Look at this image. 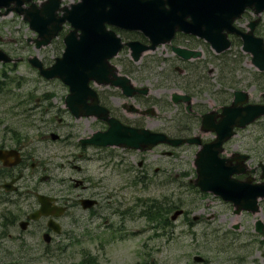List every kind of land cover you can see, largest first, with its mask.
<instances>
[{
	"label": "flooded vegetation",
	"instance_id": "af4514ba",
	"mask_svg": "<svg viewBox=\"0 0 264 264\" xmlns=\"http://www.w3.org/2000/svg\"><path fill=\"white\" fill-rule=\"evenodd\" d=\"M5 9L0 7V13ZM9 14L0 16V26ZM260 23L255 26L258 35ZM67 26L58 36L61 54ZM137 33L138 39L148 43ZM231 39L233 46L220 54L202 38L184 32H178L170 43L164 44L170 54L157 56L147 51L139 60L130 57L121 61L119 53L111 62L119 67V75L130 78V95L124 93L129 86L105 82L115 80L114 70L103 78L89 77L82 84L81 105H85V111L107 108L122 124L183 139L180 145L163 142L141 149L85 143L84 139L106 131L108 120L96 112L77 117L66 110L75 119L91 118L92 126L89 133L79 137L74 132L61 134L63 118L55 115L58 124L49 136L57 144L54 161L70 171L68 178H56L52 174L42 175L39 168L46 166L35 159L25 138L0 140V151L7 152L4 158L0 157V264H38L42 260L56 264L58 252L72 248L77 236L130 234L131 225L140 218L148 220L147 230L152 234L164 236L176 231L180 236H191L186 245L192 251L184 255L183 264H264V220L255 218L253 228H244L241 222L231 223L229 211L232 208L235 216H255L263 212L264 199L260 198L255 211L239 208L234 201L201 189L214 183L264 182V152L257 148L255 153L237 139L249 126L233 128L234 134L220 146L217 142L223 120L220 113L233 103L236 91L247 90L235 86L232 75L222 76V68L205 69L210 62L230 63L232 58L239 57V50L233 51L240 37L231 35ZM174 47L200 54L185 58ZM148 56L151 58L141 66L135 65ZM158 61L168 67L157 71L153 66ZM166 71L178 74L168 77ZM258 75L264 83V71ZM156 76L164 79L163 84L154 83ZM152 83L168 89L169 94L163 98L154 93ZM172 83L178 86L173 88ZM65 86L66 99L71 87ZM263 93L259 101L253 102L264 103ZM174 97H178L176 101ZM208 113L212 115L206 117ZM155 188L161 189V196H145L146 189ZM40 194L46 196L48 208L36 214L43 207ZM214 202L221 206L217 213L212 212ZM58 206H65V210L60 211ZM176 211L179 214L172 219ZM100 242L103 245L105 241ZM205 250L212 256L205 255Z\"/></svg>",
	"mask_w": 264,
	"mask_h": 264
},
{
	"label": "water",
	"instance_id": "95a60500",
	"mask_svg": "<svg viewBox=\"0 0 264 264\" xmlns=\"http://www.w3.org/2000/svg\"><path fill=\"white\" fill-rule=\"evenodd\" d=\"M12 1L14 0H0V7H7L3 14H8L12 10L24 14L30 27L38 32L35 39L37 48L51 43L63 23L71 22L73 29L65 36L66 49L62 57H58L49 67H45L37 55L31 57L29 61L43 76L59 77L70 84L71 94L67 96L66 101L77 117L93 113L84 111L83 105L80 104L82 84H85L89 77L103 78L107 76L108 71L117 69L108 60L125 43L116 31L107 29V24L127 30H140L150 38L151 45H145L137 40L126 42L131 47L135 60H138L145 50L154 49L157 44L171 40L179 30L206 38L218 51L230 45L227 32L224 31L236 32L243 37L244 49L253 54L255 65L264 70V42L262 38L253 34L256 22L250 25L251 30L248 32L241 31L233 25L235 19L240 17L247 7H254L256 13L263 11L264 0H79L64 6H61L62 0H45L39 6L32 2L28 7L23 5L32 0H15V5L11 6ZM176 50L186 58L200 54L187 52L181 48ZM11 60L12 58L0 48V61ZM120 81L123 86L124 82L129 84L126 77H120ZM248 100L249 95L246 91H236L233 104L224 108L221 114L223 120L218 129L219 146L234 134L235 126L244 127L264 115V104H245ZM211 115L208 114L206 117ZM108 121L111 125L109 130L97 132L88 140L89 142L140 148L151 147L167 140L175 144L181 142L159 133L123 126L115 118L108 117ZM0 156H3V153H0ZM202 189L234 201L239 208L255 211L259 208L258 197H264V182L251 184L234 181L231 185L214 183L204 185ZM177 215L178 213L173 217L176 218Z\"/></svg>",
	"mask_w": 264,
	"mask_h": 264
},
{
	"label": "rangeland",
	"instance_id": "374dc122",
	"mask_svg": "<svg viewBox=\"0 0 264 264\" xmlns=\"http://www.w3.org/2000/svg\"><path fill=\"white\" fill-rule=\"evenodd\" d=\"M63 1L69 4L77 0ZM254 18H256L254 12L249 11L239 22L241 25L247 26L250 20ZM261 18L262 21L259 25L261 33L259 34L264 36V13H262ZM2 21L0 46L13 57H20L22 60L17 63L15 71L10 70L12 65L4 66L3 63H0V78L5 67L8 74L14 79L3 91H0V140L5 137L25 138L26 146L35 159L46 166V169L39 168V171L42 170V175L52 174L56 178H68L70 176L68 168L57 165L53 157L57 144L49 136L55 125L58 124V118L56 119L55 115L63 118V122L60 124L61 134L74 132L76 137L90 132L92 119H75L66 113L65 111L68 110L65 105L66 86L59 79L48 80L43 78L28 62L30 56L38 54L47 64H51L55 54L61 55L62 46L60 47L61 44L56 42L37 50L33 42L27 41L28 38L36 37L37 34L29 28L28 23L21 16L11 13ZM236 48L233 53L241 50L240 46ZM164 53H171L167 45H161L154 53L150 52L149 54L161 56L165 55ZM237 56L239 57L232 58L230 63L217 60V65H215V63L210 62L205 69L222 68V76L232 75L235 86L240 85L249 90L251 99L259 101L264 91L262 88L264 83L260 80L261 76L258 75L260 71L252 64L250 54L242 51ZM130 57V51L126 49L120 53L119 60L123 61ZM150 58L148 56L135 65L141 66L146 59ZM167 67L168 65L161 61L153 66L157 71ZM165 73L168 77L178 74L175 71H166ZM240 79L242 81H238ZM163 81L162 77L156 76L154 78L155 84L161 85ZM172 86L174 88L178 85L172 83ZM151 87H153L154 93L160 94L163 98L169 94L168 89L163 90L161 86L158 87L152 83ZM237 139L243 140L245 146L254 149L255 153L257 148H261L264 152V119L250 125L248 129L241 132ZM66 149L67 147H64L63 151ZM147 190L144 192L145 196H161L162 194L161 189L158 188ZM123 195H125L124 190ZM138 195L140 194L138 193ZM211 206H215L212 211L214 213H217L216 209H221L220 204L216 202L212 203ZM229 211L232 216L231 223L241 222L244 228H253L255 218L264 220L262 214L264 210L255 216L240 215L242 220L239 218L240 216L234 215L232 208ZM147 225H149L147 219H137L131 225L130 234L122 235L115 240L112 236H106L108 242H104L103 245H101L100 239L79 235L72 248L58 252L56 264L78 263L86 254L84 250H89L92 255L96 256L100 264H183L184 255L192 251V247L186 245L191 236H180L176 231L173 234L159 236L153 231L154 234L149 232ZM204 254L209 257L212 256V253L207 250ZM38 264H49V262L42 260Z\"/></svg>",
	"mask_w": 264,
	"mask_h": 264
},
{
	"label": "trees",
	"instance_id": "16d2710c",
	"mask_svg": "<svg viewBox=\"0 0 264 264\" xmlns=\"http://www.w3.org/2000/svg\"><path fill=\"white\" fill-rule=\"evenodd\" d=\"M133 36H137V34H132ZM6 75V74H5ZM7 79L11 78V76H5ZM4 78V77H3ZM5 85V80L4 79H0V90H2L4 88ZM153 211H156L155 209ZM73 264H100L97 260V258L93 255H91L90 253L85 254L84 258H82V260L78 263H73Z\"/></svg>",
	"mask_w": 264,
	"mask_h": 264
}]
</instances>
